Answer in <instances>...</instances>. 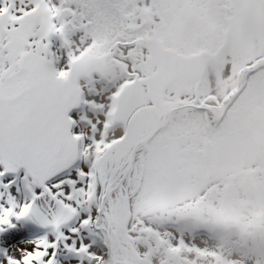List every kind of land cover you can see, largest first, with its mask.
Returning a JSON list of instances; mask_svg holds the SVG:
<instances>
[{"label": "snow or ice", "instance_id": "obj_1", "mask_svg": "<svg viewBox=\"0 0 264 264\" xmlns=\"http://www.w3.org/2000/svg\"><path fill=\"white\" fill-rule=\"evenodd\" d=\"M166 5V17L154 16L128 40L122 52L128 57L126 77L110 97L115 111L103 122H89L91 135L85 136L74 108L78 74L89 61L77 64L69 54L58 67L65 57L51 43L64 34L65 26L55 22L63 10L54 0H0V177H12L3 187L9 189L23 170L31 199L17 219L38 215L36 201L45 196L60 217L79 218L78 227L54 238L37 239L14 253L0 248V264H55L60 243L89 264H104L106 249L94 247L82 233L99 223L105 200L104 216L114 230L117 205L104 195L107 178L147 127L167 129L155 141L164 158L187 159L194 151L215 162L248 122L264 139V0H166ZM109 118L123 124L111 139L105 131ZM89 196L101 202L95 216L91 208L84 214L76 210ZM7 202L13 203L11 193ZM162 245V252L173 255H161V264H223L218 253L182 237L175 243L165 237ZM257 264H264V253Z\"/></svg>", "mask_w": 264, "mask_h": 264}, {"label": "bare ground", "instance_id": "obj_2", "mask_svg": "<svg viewBox=\"0 0 264 264\" xmlns=\"http://www.w3.org/2000/svg\"><path fill=\"white\" fill-rule=\"evenodd\" d=\"M54 2L63 10L55 22L65 26L63 36L57 34L51 38L53 50L57 51L58 56L65 57L58 67L64 65L69 54L76 58L77 64L82 59L89 61L86 70L78 74V104L74 111L78 116L79 132L90 136L89 122H103L110 109L115 111L110 97L126 77L123 61L128 57L123 56L122 52L128 40L135 39L154 16H167L166 0ZM121 127L122 122L113 123L109 118V128L105 130L108 138L111 139ZM252 127L255 125L248 122L244 126V132H251ZM166 135V128L147 127L138 142L130 145L125 158L108 176L104 190V195L117 205L112 220L114 230H110L109 222L104 216L103 209L108 207L105 200L99 226L93 221L83 231L81 238L88 240L96 248H106L107 257L115 264H143L141 260L133 259L132 250L145 256L148 264H161V255H173L167 250L161 251L165 237H171L173 243L182 237L185 243L202 249L209 248L211 252L218 253L222 261L234 264L241 257L235 252L231 255L229 250L247 244L251 236L255 235L258 236V241L256 250L253 249V256H256L255 261L250 262L257 264L260 254L264 253V230L246 231L244 223L234 224L235 220L246 221L250 218V206L246 199L231 193V185L226 180L232 173L229 169L231 156L239 154L240 148H228L215 162L194 151H190L187 159L179 156L164 158L155 150V141ZM104 151L108 149L105 148ZM252 162L248 159L245 166L239 167L240 170L235 173L234 185L242 183L248 185V190L250 187L254 188L255 176L249 174ZM23 175L21 170L9 189H5L3 185L12 177H0V228L6 230L4 233L0 232V248H7L10 253L16 252L20 247H29L37 239L46 236L51 239L60 231L66 232L71 227L79 226L77 216L70 219L60 217L58 206L47 196L36 201V208L40 210L38 215L32 213L17 219L20 208L31 199L23 185ZM137 187L140 188V196L132 192ZM10 193L13 203L7 202ZM261 193L264 198V187ZM130 198L134 200V203L131 202V222L126 204L130 203ZM88 201H92L91 204ZM98 207H101L100 200L89 196L76 210L84 214L91 208L95 216ZM119 215L123 216L124 223L119 221ZM140 216H145L144 220ZM154 216L157 221L153 220ZM162 218L165 222L161 229L157 222ZM23 228L27 231L19 232ZM96 228L102 230L108 238L104 245L100 242ZM203 228H207V231ZM224 230H230L231 234L226 236ZM208 233L214 234L210 240H207ZM17 236L23 238V243L17 241ZM239 236L243 239L239 240ZM53 260L55 264H89L87 257L75 256L62 243L58 244ZM25 264L29 262L25 261Z\"/></svg>", "mask_w": 264, "mask_h": 264}, {"label": "water", "instance_id": "obj_3", "mask_svg": "<svg viewBox=\"0 0 264 264\" xmlns=\"http://www.w3.org/2000/svg\"><path fill=\"white\" fill-rule=\"evenodd\" d=\"M244 127L238 132L237 137L229 146V149L236 150L237 148H240V152L237 155H232L230 162H229V169L231 173V176L229 175L226 179L228 181V184L230 186V190L232 194H237L240 197H243L247 200L248 205L250 206V218H248L246 221L244 220H235L234 224L240 225L242 223L245 224L246 231L251 229L256 230H264V198L262 197V190L264 187V139L260 138L257 133L256 126L251 128V132L246 133L244 132ZM248 159H251L253 162L252 169L249 171V174L252 176H255V186L250 187L248 190V185L239 183L237 185H234V179L236 178V172L239 171L240 166H245L246 161ZM245 163V164H242ZM248 171V170H247ZM246 175H248V172H246ZM134 195H139L140 188H134L132 190ZM232 198V197H231ZM239 198V197H238ZM233 201V200H232ZM134 203V200L130 198V203H126L129 207V214H130V222L133 215L132 209L130 210L132 203ZM229 204V203H228ZM229 206V205H228ZM133 207V206H132ZM141 219L144 220L145 216H140ZM1 229V228H0ZM205 232L207 231V228H203ZM225 229V228H224ZM230 229V228H227ZM151 229H148V231ZM8 234V233H7ZM224 234L226 236L231 234L230 230H224ZM209 238L207 240H210L214 234H209ZM239 240L243 239L241 236L238 237ZM205 239V237H204ZM258 241V236H251L247 244L239 245L235 250H229L231 252V255L238 254L241 259L237 262H234V264H252L251 261H255V256H253V249L256 250V244ZM226 246H229L228 242H225ZM198 247V246H197ZM255 247V248H253ZM108 248V247H107ZM201 248V247H199ZM106 249V248H104ZM209 250V248H207ZM133 253L131 254L133 256V259L141 260L142 262L147 261L146 257L142 254L138 253L136 250H132ZM108 264H115L112 259L106 260ZM223 264H227L226 261H222ZM229 264V263H228ZM232 264V262H230Z\"/></svg>", "mask_w": 264, "mask_h": 264}, {"label": "rangeland", "instance_id": "obj_4", "mask_svg": "<svg viewBox=\"0 0 264 264\" xmlns=\"http://www.w3.org/2000/svg\"><path fill=\"white\" fill-rule=\"evenodd\" d=\"M142 153H144V151H142ZM131 209V208H130ZM128 212H129V209H128ZM127 212V213H128ZM120 214V213H119ZM128 215H129V213H128ZM119 217V221L121 222V223H124L123 222V216H121V215H119L118 216ZM101 219V218H100ZM99 219V220H100ZM95 224H97V223H95ZM99 226V223L97 224V227ZM124 228H125V225L123 226ZM12 231V230H11ZM23 231H27V229L26 228H23V229H21V230H19V232H23ZM96 231H98V233H99V237H100V242L102 243V245H104V242L106 241V239H108L104 234H103V232H102V230H99V229H97L96 228ZM84 234V233H83ZM15 235H17V233L15 234ZM108 245V244H107ZM105 264H108L106 261H105Z\"/></svg>", "mask_w": 264, "mask_h": 264}, {"label": "flooded vegetation", "instance_id": "obj_5", "mask_svg": "<svg viewBox=\"0 0 264 264\" xmlns=\"http://www.w3.org/2000/svg\"><path fill=\"white\" fill-rule=\"evenodd\" d=\"M156 219H157V217H156ZM164 222L165 221H163V218L162 219H159V223L162 225V227H164ZM159 223H158V225H159ZM171 226H173V224H170ZM162 227H161V229H162Z\"/></svg>", "mask_w": 264, "mask_h": 264}]
</instances>
